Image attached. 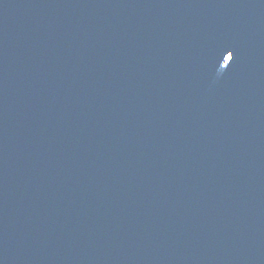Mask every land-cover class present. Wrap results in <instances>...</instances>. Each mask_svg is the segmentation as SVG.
<instances>
[{
	"label": "water",
	"instance_id": "obj_1",
	"mask_svg": "<svg viewBox=\"0 0 264 264\" xmlns=\"http://www.w3.org/2000/svg\"><path fill=\"white\" fill-rule=\"evenodd\" d=\"M198 264H264V0L226 120Z\"/></svg>",
	"mask_w": 264,
	"mask_h": 264
},
{
	"label": "snow or ice",
	"instance_id": "obj_2",
	"mask_svg": "<svg viewBox=\"0 0 264 264\" xmlns=\"http://www.w3.org/2000/svg\"><path fill=\"white\" fill-rule=\"evenodd\" d=\"M231 53H232V52H231ZM234 58H235V57L233 56V53H232V57H231L232 61L234 60Z\"/></svg>",
	"mask_w": 264,
	"mask_h": 264
}]
</instances>
